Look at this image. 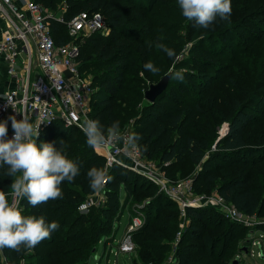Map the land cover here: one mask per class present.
Wrapping results in <instances>:
<instances>
[{"label":"trees","instance_id":"obj_1","mask_svg":"<svg viewBox=\"0 0 264 264\" xmlns=\"http://www.w3.org/2000/svg\"><path fill=\"white\" fill-rule=\"evenodd\" d=\"M34 1L55 9L63 0ZM64 1L66 7L62 18L51 19L52 34L57 44L69 41L66 22L74 15L80 12H101L106 18L110 28L108 33L95 31L86 36L84 44L90 49V54L85 58L81 51L80 70L82 73L92 75L98 83L92 99V118L98 119L105 130L113 122H116L120 129L126 106L131 105V102L141 95L140 89L129 87V74L134 76L142 70L146 78L156 81L166 69L165 66L163 68L159 65L160 72L152 73L143 68L146 61H152L154 50L148 38L153 33L156 22L151 20V17L159 16L153 12L160 0ZM237 1L231 0V14L243 19L237 22L230 15L228 21H214L224 43L229 40L231 30L241 32L244 29L243 25H247L245 15L238 14L240 7H233ZM136 9L145 12L142 18L149 20L143 27L134 23L133 12ZM258 15L262 16L261 13ZM263 37L261 35L255 39H248L246 50L253 48L256 43L259 45ZM137 38H140L138 43L135 42ZM199 42L200 39L195 40L191 46L192 51L196 53L195 69L184 74L187 84L177 87L174 79L172 77L169 79L166 89L153 102L150 101L147 111L135 118L130 142L137 144L141 153L149 158L170 162L189 160L192 164L203 162V171L198 176L201 178L197 180L199 192L203 189L202 191L209 193L216 189L226 201L240 211L250 216L258 212L264 213V75L257 72L251 78L254 71L249 76L244 71H231L232 66L229 63L223 65L221 61L215 59L212 51L205 50L202 44L195 45ZM220 52L224 54L223 50ZM229 56L230 53H226L223 58L229 59ZM232 60L235 59L230 61ZM166 61L165 56L164 62ZM240 67L242 69L244 66L240 64ZM228 73L229 76L226 77ZM221 78H224V83L229 82L230 86L226 88V95L218 91L216 96L220 98L217 105L221 106L222 111L214 118V113L209 111L211 107L209 108L207 100L201 103L199 99L194 98L192 92L200 87H204L202 90H208ZM117 96L120 102L116 101ZM122 103L125 106H122ZM221 121L227 122L228 128L225 136L216 143L217 128ZM38 138L52 141L56 146H59L60 139H63V148L68 156L78 163L80 172L72 181L61 182L62 197L49 199L35 206L21 200L23 214L43 215L46 220L54 219L59 224L49 237L42 239L33 247L34 253L26 256V248L23 247L19 251L10 248L2 250L12 264H25L21 262L25 256L30 260L27 264H85L88 250L80 243L84 234L81 231H74V227L81 220H87L92 229H97L93 236L101 239L105 227L114 225V222L119 223V219L113 213L103 215L105 209L95 216L77 214L76 217H72L73 213H78L79 203L93 191L88 184L87 169L91 166L106 167V160L93 146L86 143L82 130L75 126H67L62 120H56L44 128ZM214 143L216 148L206 157ZM110 173V179L106 181V191L116 200L122 186L129 195L133 193L154 195L156 186L133 171L114 165ZM127 174H135V178L129 182ZM10 183L11 177L3 176L0 172V189L9 192ZM161 196L155 195L151 201L152 208L158 206L153 218L147 219L146 224L136 232L140 241L170 236L171 215L162 213ZM109 205L112 204L109 202L107 208H111ZM214 210L215 208L209 205L203 208L187 207L186 214L192 220L193 233L181 243L175 255L177 264H217L214 262V252L218 236L226 231L237 236L235 233L238 229L237 224L232 222L223 226L224 217L217 209L214 214ZM218 213L221 218L217 221L201 225L204 220L213 221V217L215 218ZM97 222H102L100 227H97ZM119 226L120 224L115 228L116 235ZM255 233L251 237H256ZM258 238L261 239L259 251L256 253L255 246L252 247V256L258 254L264 258V231ZM209 244L211 247H208ZM147 246V241L140 244L144 251L150 249V245ZM160 258L161 254H154L155 260L160 261Z\"/></svg>","mask_w":264,"mask_h":264},{"label":"rangeland","instance_id":"obj_2","mask_svg":"<svg viewBox=\"0 0 264 264\" xmlns=\"http://www.w3.org/2000/svg\"><path fill=\"white\" fill-rule=\"evenodd\" d=\"M41 6L44 11L51 13L52 16L62 18L66 3L63 0L55 9H52L45 4H41ZM234 6L240 7L238 14L245 15L246 18L244 19H246L247 25H243L244 29L241 32H238V30L235 31L234 29L231 30L229 40L225 43L223 42L222 34L217 31L214 22L208 28H203L196 25L194 21H189L187 18L183 17L177 4V0H160L159 4L155 7L153 13H156V15L159 16L151 17V20L156 22L153 33L150 34L148 41L151 42V46L154 50L152 62L158 67L163 66L164 68L165 66L166 69L159 75V79L156 81H151L146 78L145 73L142 70H139L134 76L129 74V87L132 89H140L141 95L139 98L134 99L131 102V105H127L126 110L123 111L125 114V116H123L124 120L121 128L118 129L121 133V137L115 140L124 149L122 154L123 157H121L123 162L115 163V165L124 167L133 171L135 174L142 176L144 179L153 183L156 186V189L154 190L153 196L134 193L129 195L125 190V187L122 186L116 200L114 196L111 197L108 195L106 191V180L104 186L100 190H93L85 196L84 200L79 203L77 207L78 213H73L72 217H76L77 214L95 216L99 215V213L105 209L103 215H106V213H113L116 215L115 217L119 219V223L114 222V225L111 224L109 227L104 228V236L101 239L100 237L93 236L97 229H92L90 222L87 220H81L74 227V231H81L84 234V238L80 243H83L84 247L88 250L85 264H88V260L89 264H177V258H175V255L181 247V243L193 233L191 231L192 220L187 217V207L183 208V202L193 201L197 196L216 195L217 191L216 189L209 193L202 191L203 189L200 192L198 191L197 180L201 178L198 176L203 171V162L192 164L189 160L175 162L161 161L159 158H149L142 153L141 157H139V160H141L143 164L141 169L153 171V173L156 174L155 176L164 183V189H161L158 184L146 175L123 165L125 163L131 166L128 162H130L131 158H134L133 153L130 152L132 148L126 141L125 137L132 132L135 118L140 115V113H145L149 107L150 101L146 99L145 93L151 84L157 83L164 75L170 74L172 71L182 70L183 76H185L184 74L186 71L195 69L194 55L196 53L192 51L191 48L195 40L200 39V42L195 45L198 46L202 44L205 50L208 49L212 51L213 55L216 56L215 59L221 61L223 65L229 63V65L232 66L230 68L231 71H244L248 76L254 71L251 78H253L257 72H261L264 75V37L260 40L259 45L256 43L253 48L246 50L248 39H255L261 35L264 36V0H238L233 7ZM144 13L145 12H142L139 9H136L133 12L135 18L134 23L139 27H143L149 21L148 19L144 20L142 18ZM260 13L262 14L261 17L258 15ZM232 18L237 20V22L243 19V17L240 18L238 16H232ZM66 34L69 36V44L71 46H80L79 52L81 54V51H83L86 58L90 54V49L84 44L86 43L87 35H71L68 28H66ZM139 41L140 38H137L135 42L138 43ZM157 41L163 42L165 45L172 48L174 50V56L169 57L162 49L157 47ZM222 50L224 51V54H220V51ZM226 53H230L229 59L228 57L223 58ZM165 56L167 58L166 62H164ZM231 59L235 60L230 61ZM77 61L79 65L82 64L81 59L78 58ZM240 64L244 66L242 69ZM83 74L91 79L94 88H98V83L95 82L92 75H88L84 72ZM228 76L229 73L226 77ZM172 79H174V84L177 87L187 84L185 77L183 80ZM228 86H230L229 82L224 83V78H221L218 82L214 83L210 89L202 90L204 87H200L193 90L192 94H194V98L196 97L199 99L201 103H205V99L207 100L209 108L211 107L209 111L214 113L215 118L217 116L216 114L222 111L221 106L217 105L220 96L218 97L216 95L218 91L226 95V88ZM194 98L192 101H194ZM116 101L120 102L118 96ZM159 101L162 102V100ZM187 101H189L188 98ZM122 104V106H125L124 103ZM157 106L162 105L157 104ZM226 128H228V123L221 121L217 128L216 143L225 136L226 132L224 130H226ZM110 139L112 138L110 137ZM40 141L41 139L39 142ZM216 143L212 145V148L207 152L206 157H208L211 151L216 148ZM94 150L100 154V149L94 147ZM101 155L104 157L103 154ZM218 163H221V161H218ZM113 166H108L106 163L109 176H111L110 171ZM214 169L215 168H213V170ZM135 174H127L129 176V182L135 178ZM169 192L174 195H171ZM158 194L162 195V213H168L171 215L169 218L170 236H161L156 240L140 241L138 236H136V232L146 224L147 219L153 218L158 206L152 208L151 201L154 196ZM8 198L11 200L14 197L9 196ZM109 202L112 204L109 205L111 208H107ZM84 203L87 204L86 207L82 206ZM205 206L208 205L192 207L203 208ZM209 206L215 208L214 214L217 210L221 212L220 215L225 218H223V226L233 222L236 223V226L238 227L235 231L237 236H233L232 232L227 233V231L224 233L222 232L220 237L218 236L219 240H216L217 247L214 252V262L217 264H249L247 262L248 260L251 264H264V258H261L258 254L253 257L251 250L252 246H254V241L257 240L258 236L264 231V213L258 212L249 216L247 219H244V221L238 222L228 218L220 208L212 205ZM220 215L219 213L216 214V217H213V221L204 220L201 222V225L205 226V223L207 222L214 223L221 218ZM101 223L102 222H97V227H100ZM118 224H120V226L116 235L115 228L118 227ZM64 228H66V226ZM254 233L256 237H251ZM206 234L207 233L205 232V235ZM144 241H147V247L150 245V249L147 248L149 249L148 251H144L140 247V244ZM127 242L129 243L128 246L125 245ZM213 242L215 243V241ZM208 247H211V245L209 244ZM255 251L256 253L259 251L258 245L255 246ZM32 253H34L33 247L25 249L26 256ZM155 253L161 254L160 261L154 259ZM26 256L21 259L22 263H29L30 260H27ZM0 264H12L2 249H0Z\"/></svg>","mask_w":264,"mask_h":264},{"label":"built area","instance_id":"obj_3","mask_svg":"<svg viewBox=\"0 0 264 264\" xmlns=\"http://www.w3.org/2000/svg\"><path fill=\"white\" fill-rule=\"evenodd\" d=\"M52 18L54 16L34 0H0V72L5 71L9 82L0 91V119L11 115L19 119L23 113L35 124H40L38 137L44 128L56 120L82 130L83 118H92L95 88L91 79L80 70L77 61L80 46H71L68 41L57 44L51 29ZM66 25L71 35H88L95 31L106 34L110 30L101 12H80L67 20ZM12 131L11 121L8 120L9 137ZM125 139L132 148L130 152L134 158L128 162L131 166L123 165L146 175L164 189V183L153 171L141 169L143 164L139 157L142 153L137 144L130 142V133ZM95 147L101 150L100 154L104 155L108 166L123 162L124 149L110 137L103 145ZM191 205L215 206L228 218L238 222L250 216L226 201L218 192L183 202V208ZM82 206L86 207L87 204ZM260 244L261 239L254 241V246Z\"/></svg>","mask_w":264,"mask_h":264},{"label":"clouds","instance_id":"obj_4","mask_svg":"<svg viewBox=\"0 0 264 264\" xmlns=\"http://www.w3.org/2000/svg\"><path fill=\"white\" fill-rule=\"evenodd\" d=\"M181 15L196 25L208 28L214 21L230 20L231 0H177ZM156 46L169 57L174 50L163 42ZM143 68L152 73L160 68L151 60ZM170 77L183 80L182 70L172 71ZM8 120L13 129L8 135ZM39 125L23 113L17 119L14 115L0 119V172L11 177V191L0 189V249L20 250L32 248L39 241L50 236L59 227L56 220H46L43 215L23 214L21 200L35 206L49 199L62 197V181H72L79 174L77 162L68 156L60 139L59 146L52 141L41 140L37 143ZM90 146L103 145L110 136L119 139L121 133L116 122L105 130L96 118L85 116L81 125ZM88 184L92 190H100L107 179H110L108 168L91 166L87 169ZM12 196L13 199L8 197Z\"/></svg>","mask_w":264,"mask_h":264},{"label":"water","instance_id":"obj_5","mask_svg":"<svg viewBox=\"0 0 264 264\" xmlns=\"http://www.w3.org/2000/svg\"><path fill=\"white\" fill-rule=\"evenodd\" d=\"M170 75H164L157 83H153L146 90L145 97L147 100L153 102L156 97L161 94L167 87Z\"/></svg>","mask_w":264,"mask_h":264},{"label":"crops","instance_id":"obj_6","mask_svg":"<svg viewBox=\"0 0 264 264\" xmlns=\"http://www.w3.org/2000/svg\"><path fill=\"white\" fill-rule=\"evenodd\" d=\"M4 67V66H3ZM8 77L4 70L0 72V91L5 89V86L8 84Z\"/></svg>","mask_w":264,"mask_h":264}]
</instances>
